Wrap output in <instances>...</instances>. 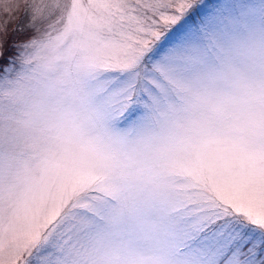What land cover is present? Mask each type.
<instances>
[{
    "label": "snow or ice",
    "instance_id": "1",
    "mask_svg": "<svg viewBox=\"0 0 264 264\" xmlns=\"http://www.w3.org/2000/svg\"><path fill=\"white\" fill-rule=\"evenodd\" d=\"M140 7L144 15L129 34L113 13L124 8L119 0H0V156L23 155L32 146L27 132L60 127L47 118L50 97L88 110L110 142L103 151L85 145L78 174L55 198L52 225L42 229L35 217L16 237L0 236V264H69V245L88 228L103 237L90 250L93 264H264V193L200 176L177 189L168 170L135 148L110 147L163 139L173 107L167 76L184 45L246 22L233 15L237 8L264 21V0H144ZM68 221L78 226L55 241Z\"/></svg>",
    "mask_w": 264,
    "mask_h": 264
},
{
    "label": "clouds",
    "instance_id": "2",
    "mask_svg": "<svg viewBox=\"0 0 264 264\" xmlns=\"http://www.w3.org/2000/svg\"><path fill=\"white\" fill-rule=\"evenodd\" d=\"M238 4H253L256 0H234ZM247 8H237L233 15L242 22L236 26H221L216 34L194 40L183 53L177 70L168 73L167 87L173 107L167 111L168 131L163 139H148L132 146L110 145L115 153L133 148L142 160L157 169H166L177 189L183 188L195 176L207 177L199 161L215 145L208 140L213 130L232 121H248L264 126V21L244 15ZM21 107V112L27 111ZM49 120L60 127L46 132L39 129L26 133L28 143L42 148L62 166L64 182L78 174L87 158L85 145L94 142L97 150L109 146L104 127L90 118V112L70 99L50 97L45 105ZM49 191H53L51 186ZM70 191V189H69ZM57 195H50L38 206L37 219L41 228L52 225L59 212ZM180 193L177 192V200ZM67 204V196L65 197ZM80 216L84 209L76 210ZM73 221L58 227L53 239ZM84 235L73 245L69 264H93L90 250L103 244V237L94 229H81ZM73 235H75L73 233Z\"/></svg>",
    "mask_w": 264,
    "mask_h": 264
},
{
    "label": "rangeland",
    "instance_id": "3",
    "mask_svg": "<svg viewBox=\"0 0 264 264\" xmlns=\"http://www.w3.org/2000/svg\"><path fill=\"white\" fill-rule=\"evenodd\" d=\"M123 9L114 16L125 22L129 34L144 15V0H119ZM210 4L222 0H208ZM194 40L188 41L187 49ZM199 168L207 177L223 180L246 193H264V126L248 121H232L213 130ZM62 166L42 148L31 146L23 155L0 156V236L5 240L21 234L34 220L39 204L58 195L64 185ZM53 191H49V187Z\"/></svg>",
    "mask_w": 264,
    "mask_h": 264
}]
</instances>
